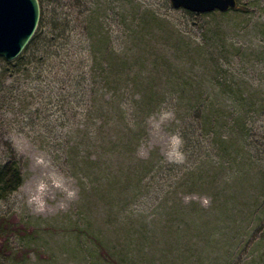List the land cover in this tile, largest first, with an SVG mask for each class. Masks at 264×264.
I'll return each instance as SVG.
<instances>
[{
	"label": "rangeland",
	"instance_id": "1",
	"mask_svg": "<svg viewBox=\"0 0 264 264\" xmlns=\"http://www.w3.org/2000/svg\"><path fill=\"white\" fill-rule=\"evenodd\" d=\"M61 2L70 53L101 62L76 85L4 74L0 59V165L22 174L0 199V264H264V0L204 16L169 0ZM162 111L174 118L155 132ZM181 121L197 133L176 160ZM53 170L78 197L37 213L26 197Z\"/></svg>",
	"mask_w": 264,
	"mask_h": 264
},
{
	"label": "trees",
	"instance_id": "2",
	"mask_svg": "<svg viewBox=\"0 0 264 264\" xmlns=\"http://www.w3.org/2000/svg\"><path fill=\"white\" fill-rule=\"evenodd\" d=\"M45 1L51 2L54 6L50 12L49 19L46 14L47 8L49 7H45ZM39 3L41 9L40 20L28 45L13 61H6L0 57L4 63V74L7 72L9 74H13L19 69L25 70L29 73L35 71L38 72L39 75L42 73L48 74L49 72H54L55 75H61V73H63L62 75H67L70 78V81H74V84L76 85L86 84L89 73L79 70L87 67L90 71H92L94 70L96 64L99 65L101 59H98L94 54H90L88 59L84 58L83 60L82 58L76 56L78 54L70 53L74 50V48L69 47L68 44L70 36L68 30L70 29L71 20L70 11L62 12L63 5L61 0L60 3L62 6H60V3L56 4L54 0H39ZM188 13L195 14L191 12ZM207 14L208 13H203L200 15L204 16ZM88 18L91 28H93V24L102 26L98 15L90 13ZM78 20L81 22L80 17L77 21ZM86 28H89V26ZM101 34H103V31ZM72 68L77 69L78 71L74 72L75 70ZM92 77H94V75H92ZM4 81V78H0V83ZM202 106L203 107L199 109V111L202 112L201 116H205L207 115L206 113L208 111V107L205 105ZM175 110H180V107H175ZM134 126H136V123L134 125L132 124L131 128L127 127L131 135H135L137 133ZM196 128V125L190 121H183L180 124L178 134L183 141L184 147H187L192 143L191 139L197 133ZM200 130L203 131L204 128L201 126ZM21 183L22 174L14 161L0 165V199L6 198L8 195L16 191ZM2 231L3 228H1V232Z\"/></svg>",
	"mask_w": 264,
	"mask_h": 264
},
{
	"label": "water",
	"instance_id": "3",
	"mask_svg": "<svg viewBox=\"0 0 264 264\" xmlns=\"http://www.w3.org/2000/svg\"><path fill=\"white\" fill-rule=\"evenodd\" d=\"M174 9L193 13L234 9L236 0H169ZM41 15L39 0H0V57L15 60L33 37Z\"/></svg>",
	"mask_w": 264,
	"mask_h": 264
},
{
	"label": "clouds",
	"instance_id": "4",
	"mask_svg": "<svg viewBox=\"0 0 264 264\" xmlns=\"http://www.w3.org/2000/svg\"><path fill=\"white\" fill-rule=\"evenodd\" d=\"M174 118L172 111H162L157 119L155 116L149 117V122L152 129L158 132L163 122ZM169 151L166 155L169 158L176 160L182 159L180 152L182 139L178 134H173L169 137ZM137 155L140 158H147L148 151L146 146L141 144L137 150ZM43 157L37 158L38 165H45ZM57 192L62 196V199L57 201ZM78 197V189L74 187V182L71 177L65 176L63 173L53 170L52 172L42 174L35 182L34 189L27 195L26 202L37 213H43L49 206V201H53L59 210H66L69 203ZM187 202V198L185 199ZM209 201L205 199L204 203Z\"/></svg>",
	"mask_w": 264,
	"mask_h": 264
}]
</instances>
